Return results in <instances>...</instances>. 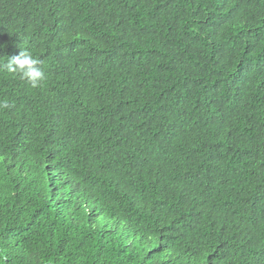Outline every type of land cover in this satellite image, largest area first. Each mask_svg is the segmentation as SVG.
Segmentation results:
<instances>
[{"label":"trees","instance_id":"1","mask_svg":"<svg viewBox=\"0 0 264 264\" xmlns=\"http://www.w3.org/2000/svg\"><path fill=\"white\" fill-rule=\"evenodd\" d=\"M0 100V264H264V0H0Z\"/></svg>","mask_w":264,"mask_h":264},{"label":"clouds","instance_id":"2","mask_svg":"<svg viewBox=\"0 0 264 264\" xmlns=\"http://www.w3.org/2000/svg\"><path fill=\"white\" fill-rule=\"evenodd\" d=\"M19 55L7 57L3 71L26 81L32 88H39L46 81V73L41 67L39 58L27 48L22 47ZM13 107L7 100H0V112L9 110Z\"/></svg>","mask_w":264,"mask_h":264}]
</instances>
